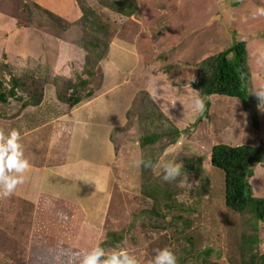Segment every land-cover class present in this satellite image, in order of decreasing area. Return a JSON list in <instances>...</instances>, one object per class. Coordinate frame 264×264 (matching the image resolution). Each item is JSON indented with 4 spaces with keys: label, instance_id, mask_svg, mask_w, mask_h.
I'll return each instance as SVG.
<instances>
[{
    "label": "rangeland",
    "instance_id": "obj_1",
    "mask_svg": "<svg viewBox=\"0 0 264 264\" xmlns=\"http://www.w3.org/2000/svg\"><path fill=\"white\" fill-rule=\"evenodd\" d=\"M135 1L137 13L123 20L99 0H89L116 30L109 58L118 55L119 39H125L137 52V66L130 77L144 78L145 73L144 80L155 76L156 85L187 88L197 75L200 61L245 40L251 73L247 90L253 112L245 110L239 98L212 95L204 98L210 102L209 116L192 128L197 114H191L189 120L187 113H180L178 126L160 108L179 129H187L171 145H167L169 138L163 137L143 146L141 136L147 132L149 120L142 119L139 105H131L126 127L115 136L123 163L116 168L117 188L109 211L107 236L115 234L110 239L114 246L105 250L126 249L138 264H152L163 248L174 252L178 264H245L253 253L264 254V223L226 206L224 171L212 165L210 154L213 145L219 143L264 145V103H259L257 94L264 89V15L257 14L258 9H264V0ZM79 15L76 0H0V91L8 94L12 77L27 81L26 89L19 91L22 100L10 97L7 102L0 101V129L10 127L24 133L29 125L48 120L59 111L54 110L53 102H64L58 94L67 92L57 90V83L63 81L59 77L86 78L92 66L88 67L80 43L83 33L76 24ZM124 53L129 55V51ZM102 63L100 69L94 67L88 89H96L101 83ZM32 81L44 89L43 100L38 106L23 107L25 100L41 91L31 89ZM63 82L59 86H67ZM164 94L172 98L169 103L173 106L179 96L181 100L185 97L183 91L177 93L179 96L174 90ZM243 109L247 115L242 121L239 116ZM168 127L156 117L150 130L166 132ZM200 157L202 174L186 166L187 160L195 165ZM142 159L152 167L136 166ZM169 160L183 165L181 176L164 182L161 164ZM202 177L207 193L198 198L193 190ZM251 183L254 195L263 196L264 164L256 167ZM187 221L189 226L185 227ZM250 235L257 236V241H245ZM206 249L212 251L205 255ZM11 257L0 251V264H16Z\"/></svg>",
    "mask_w": 264,
    "mask_h": 264
},
{
    "label": "crops",
    "instance_id": "obj_2",
    "mask_svg": "<svg viewBox=\"0 0 264 264\" xmlns=\"http://www.w3.org/2000/svg\"><path fill=\"white\" fill-rule=\"evenodd\" d=\"M119 40L118 55L102 63L103 78L91 97L76 105L53 102L59 111L20 132L31 167L11 196L0 197V251L16 264H78V253L107 240L116 168L123 163L115 136L140 91L149 92L176 125L180 113H194L197 91L191 85L159 86L155 76L144 80L145 73L130 77L137 66L136 46ZM170 90L185 94L183 100L177 94L176 106L165 97Z\"/></svg>",
    "mask_w": 264,
    "mask_h": 264
},
{
    "label": "trees",
    "instance_id": "obj_3",
    "mask_svg": "<svg viewBox=\"0 0 264 264\" xmlns=\"http://www.w3.org/2000/svg\"><path fill=\"white\" fill-rule=\"evenodd\" d=\"M101 4L105 5L111 12L119 15L120 19H128L135 15L138 11V4L135 0H99ZM77 6L80 10V15L77 18L76 24L82 28V48L83 53L87 55L86 59L90 71L86 73V78L82 80L77 79H66L62 76L63 83L67 86H59L60 82L57 83V90H67L65 95L58 94V98L71 105L91 97L96 90L93 88L88 89L91 82L90 78L93 77L94 67L101 66V63L108 59V53L111 47V41L115 35V28H110V24L106 19L103 18V12H97L94 6L90 5L89 0H76ZM81 45V44H80ZM247 41L239 40L235 41L229 48L223 51L215 53L202 61L197 65V75L190 82V85L195 89L198 95L204 100L206 97L212 95H224L229 97L239 98L245 110L253 112V102L248 94L247 85L251 80L250 64H249V51L247 47ZM93 68V69H92ZM100 69V67H99ZM80 77V76H79ZM85 77V76H83ZM103 78V75H102ZM27 81H22L17 77H12L10 80V86L8 88V94L0 91V101L7 102L10 97L22 100L19 91L23 89ZM33 91L41 90L36 93L29 100H25L23 107L38 106L43 100L44 93L37 84L39 82H31ZM37 85V86H36ZM2 83L0 82V88ZM80 93L81 96L76 95ZM68 96V97H66ZM138 97V98H137ZM137 101V102H136ZM139 105L142 119L149 120L147 126V132L141 136V145L148 146L153 145L163 137L169 138L167 145L175 143L185 130L179 129L161 110L157 102L154 101L151 94L144 91L136 96L133 104ZM205 110L203 113L198 114L196 119L191 123V127L195 128L201 119L209 116L210 102L204 100ZM132 104V105H133ZM132 108H129L126 116V124L121 128H125L128 119L131 116ZM161 121L168 123L169 127L166 132L159 131L153 132L150 130L153 124L154 118L156 117ZM255 115V114H254ZM253 115V116H254ZM256 116V115H255ZM254 125L258 123L254 120ZM119 129V131H121ZM202 157L199 158L198 162L193 165L190 164L189 160L186 161V166L190 169H194L198 174L203 173ZM210 161L213 166L218 167L224 171V183H225V204L232 211L238 212L239 214H252L256 220L264 223V195L255 196L253 193V186L251 179L255 175V169L259 164H264V145L259 143L258 145H236L232 146L225 143L215 144L212 147L210 154ZM207 193V186L204 182L203 177L201 183L198 185L193 194L200 198L202 195ZM159 212H156L158 214ZM189 226V222L185 224V227ZM114 233L108 235V239L101 244V247L107 249L112 247ZM113 239V238H112ZM248 243L256 242L257 236L250 235L245 238ZM114 246V245H113ZM246 248V247H245ZM212 250L206 249L203 254L208 255ZM103 259V258H102ZM264 264V254L259 255L253 253L249 261H245V264Z\"/></svg>",
    "mask_w": 264,
    "mask_h": 264
},
{
    "label": "clouds",
    "instance_id": "obj_4",
    "mask_svg": "<svg viewBox=\"0 0 264 264\" xmlns=\"http://www.w3.org/2000/svg\"><path fill=\"white\" fill-rule=\"evenodd\" d=\"M257 14L264 15V9H258ZM258 96L264 103V89L257 91ZM194 114H201L205 110L204 100L200 96L192 98ZM21 133L15 128L8 130L7 134L0 129V197L11 196L18 185L25 182V173L30 170V162L24 155L21 143ZM143 165L144 168L152 167L150 162L143 159L137 162L136 166ZM164 182H171L181 176L183 165L169 160L162 162ZM16 173L18 175H14ZM97 242L90 251L78 253V264H138L136 257L126 249H113L106 251ZM103 258V259H102ZM152 264H178L177 257L169 248L159 249L152 260Z\"/></svg>",
    "mask_w": 264,
    "mask_h": 264
},
{
    "label": "water",
    "instance_id": "obj_5",
    "mask_svg": "<svg viewBox=\"0 0 264 264\" xmlns=\"http://www.w3.org/2000/svg\"><path fill=\"white\" fill-rule=\"evenodd\" d=\"M259 100V103L261 102V98L258 99Z\"/></svg>",
    "mask_w": 264,
    "mask_h": 264
}]
</instances>
